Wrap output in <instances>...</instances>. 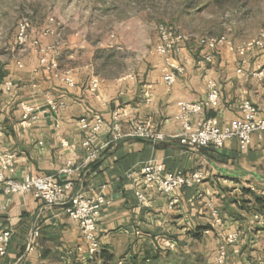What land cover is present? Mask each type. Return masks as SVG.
Instances as JSON below:
<instances>
[{
	"label": "crops",
	"instance_id": "obj_1",
	"mask_svg": "<svg viewBox=\"0 0 264 264\" xmlns=\"http://www.w3.org/2000/svg\"><path fill=\"white\" fill-rule=\"evenodd\" d=\"M208 54L197 39L183 45L178 60L184 72L170 87L163 81L164 62L159 55L136 73L111 78L97 75L91 61L52 71L37 60H0V155L15 154L11 171L5 175L15 181L51 176L61 184L70 183L72 191L88 199L107 201L97 224L100 252L144 260L167 250V240L175 244L174 249L179 248L192 240L196 228L211 223V207L220 206L230 208L223 225L231 224V233L242 232L245 240H251L249 248L264 256L260 215L242 207L231 209L237 201L228 205L231 200L223 199L228 190L264 194V134H253L245 148L231 139L221 149L189 150L176 138L181 130L177 103L203 101L208 80L218 87V105L191 117L192 123L211 119L222 127L242 117L243 101H249L259 117H264V48L241 55L220 47L210 62L205 60ZM66 71L71 73L73 87L62 80ZM93 79L98 81L96 90L90 88ZM47 97L62 100L64 107L52 112ZM22 104L34 108L25 121ZM95 119L102 126L90 139L80 120L93 124ZM116 121L122 138L113 142ZM139 124L164 134L167 140L153 143L130 136ZM86 140L89 145L84 147ZM96 150L99 157L89 159ZM68 162L75 171L61 175L59 170ZM149 163L161 165L166 174L198 172L202 182L171 195L144 189L139 172ZM137 193L145 196L143 203ZM220 199L224 200L222 206ZM35 224L40 227L39 237L36 246L27 251ZM249 229L253 232L246 234ZM3 231H9L11 238L0 264L88 260L78 225L65 215L63 207L43 209L31 194H0V233Z\"/></svg>",
	"mask_w": 264,
	"mask_h": 264
},
{
	"label": "rangeland",
	"instance_id": "obj_2",
	"mask_svg": "<svg viewBox=\"0 0 264 264\" xmlns=\"http://www.w3.org/2000/svg\"><path fill=\"white\" fill-rule=\"evenodd\" d=\"M159 26L173 27L186 37L185 44L198 38H225L238 45L256 39L264 29V0H225L220 7L194 5L191 0H0V60L39 61L40 48L55 46L56 53L48 57L61 68L91 61L102 78L133 74L158 58ZM223 199L231 200L228 205L237 201L231 209L242 207L257 214L247 195L228 190ZM217 209L220 223L212 219L206 226L209 234L195 229L189 243L170 251L164 260L144 264H214L221 246L227 253L225 264H264L262 253L249 248L251 240L242 232L236 243H227L237 230L231 233L233 226L223 225L230 208ZM100 254L99 250L91 259L100 262ZM112 262L142 264L124 256H114Z\"/></svg>",
	"mask_w": 264,
	"mask_h": 264
},
{
	"label": "built area",
	"instance_id": "obj_3",
	"mask_svg": "<svg viewBox=\"0 0 264 264\" xmlns=\"http://www.w3.org/2000/svg\"><path fill=\"white\" fill-rule=\"evenodd\" d=\"M23 31V28H22ZM158 44L155 48L157 55L163 58V81L167 87L173 85L177 77L184 72L183 65L178 58L181 54V49L185 44L186 37L177 33L173 27L159 26L158 27ZM198 42L207 48L210 54L205 56V60L210 62L213 54L217 53L220 47H225L230 52L244 54L247 51L264 48V29L259 33L258 37L252 41L234 45L225 38L219 39H204L198 38ZM40 60L42 67L48 70L58 71V65L54 59L48 57L49 54L56 53V47L51 46L39 49ZM240 72V71H239ZM62 80L68 87L74 86V81L71 73L66 71L62 73ZM98 86L97 79H93L90 83L91 90H96ZM219 102V90L216 83L212 80L206 82L205 99L199 103L188 104L178 102V113L176 119L181 123V130L176 136L180 146L189 150L200 149H221L227 141L236 139L241 148H245L250 141V138L255 133L264 134V117H259L257 109L249 102L243 101L240 106L242 117L232 120L228 124L219 127L211 119L199 120L196 123L191 122V117L199 116L204 109L214 108ZM46 103L52 112H57L64 107L62 100L54 101L47 97ZM23 120L29 119L34 113V108L21 105ZM82 130L90 132V139L99 132L102 122L95 119L94 123L86 120H80ZM112 130L114 135L112 141H118L122 138L119 124L116 121L113 124ZM141 140L159 143L167 140V136L162 133L151 131L147 125L139 124L133 133L130 135ZM89 145V140L83 143L84 147ZM99 151L96 150L89 155V159L94 160L99 157ZM15 154L8 152L0 155V194H31L34 199L42 203L43 209H48L54 206L63 207L65 215L78 225L80 234L86 245L88 259H91L100 250V243L97 236V224L100 211L108 202L102 197L88 199L79 191H72L70 183H59L54 177H36L26 178L23 181H15L7 177L5 174L11 171ZM75 169L71 162L66 163L65 167L59 170L61 175H71ZM140 179L144 189L158 191L165 195H171L176 190L194 187L202 182V176L198 172L184 174L175 172L171 174L164 173L161 165L149 163L141 168ZM137 198L140 203L146 199L141 193H137ZM211 217L215 224H219L220 220L216 209L211 207ZM258 217V223L264 227V218ZM213 226V225H212ZM40 227L34 225L30 233L26 250L31 251L36 246V240L39 237ZM11 238L9 231L0 233V258L6 254L7 246ZM238 233H233L228 236L227 243L234 244L238 241ZM167 250H173L175 244L172 241L164 242ZM227 253L225 247L221 246L217 249L214 256V264H225Z\"/></svg>",
	"mask_w": 264,
	"mask_h": 264
},
{
	"label": "trees",
	"instance_id": "obj_4",
	"mask_svg": "<svg viewBox=\"0 0 264 264\" xmlns=\"http://www.w3.org/2000/svg\"><path fill=\"white\" fill-rule=\"evenodd\" d=\"M191 2L194 5L205 4L208 6L213 5L215 3L220 7L225 2V0H191ZM243 195H247L250 197V200L247 203H253L254 208H255V212L258 215L264 217V194L263 195H256L249 190H244ZM206 228L207 227H203V228L199 227V228H196L195 231L203 232V231H206ZM168 255H170L169 250L157 251L155 253V255H153L152 257L142 260V264H144L145 262H156V261L164 260V258H166ZM99 260H100V262H96V261H93V259H88L85 262H73L72 264H114L112 262L114 260V256L110 253H107V252H101V254L99 256ZM131 260L134 262L137 259L135 257H131Z\"/></svg>",
	"mask_w": 264,
	"mask_h": 264
}]
</instances>
